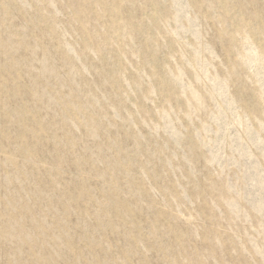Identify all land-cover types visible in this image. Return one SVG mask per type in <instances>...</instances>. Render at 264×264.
I'll return each instance as SVG.
<instances>
[{"label":"rangeland","instance_id":"1","mask_svg":"<svg viewBox=\"0 0 264 264\" xmlns=\"http://www.w3.org/2000/svg\"><path fill=\"white\" fill-rule=\"evenodd\" d=\"M0 264H264V0H0Z\"/></svg>","mask_w":264,"mask_h":264}]
</instances>
